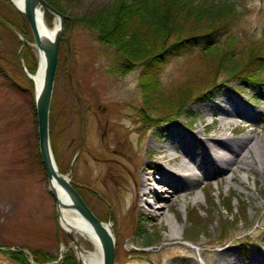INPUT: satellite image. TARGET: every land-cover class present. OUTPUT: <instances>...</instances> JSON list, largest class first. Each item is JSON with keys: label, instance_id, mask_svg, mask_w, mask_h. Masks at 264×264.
Masks as SVG:
<instances>
[{"label": "rangeland", "instance_id": "obj_1", "mask_svg": "<svg viewBox=\"0 0 264 264\" xmlns=\"http://www.w3.org/2000/svg\"><path fill=\"white\" fill-rule=\"evenodd\" d=\"M48 1L64 16L67 32L63 37H68L60 46L50 103L51 151L60 173L81 189L94 215L111 225L115 264H219L225 251L238 256L229 264H248L250 252L264 248V155L258 159L252 154L254 163L238 171L222 172V164L215 159L214 167L196 171L193 182L183 178L182 189L154 184L167 189L161 193L165 202L155 204L164 210L161 217L144 210L133 193L139 190L146 164H160L171 172L188 160L178 143L169 154V166L163 152L154 153L148 147L150 142L163 145L162 136L172 125L185 135L195 133L201 141L221 134L235 140L249 133L253 143L260 139L264 144V113L258 117L251 113L264 107V85L228 81V76L218 75L217 87L209 88L207 95L172 120V109H163L172 106L171 96L179 99L206 90L201 87L210 71L204 61L215 62L221 53H214L216 59L168 60L158 80L168 92L161 98L156 95L157 84L140 88L139 59H146L148 44L156 39L155 25L165 27L168 7L172 34L182 38L210 27L211 21L218 24L228 19L233 1L230 22L247 45L264 33V0ZM17 12L9 0H0V264H15L6 255L9 251L29 257L33 252L47 253L54 260L46 264H59L68 249L81 264L59 224L38 162L36 116L31 108L34 91L28 74L36 69L39 54L33 38L24 37V22ZM187 15L199 17L182 19ZM202 16L212 18L201 20ZM45 23L51 28L54 17L45 18ZM119 54L136 59L131 71L118 72L125 65ZM189 80L190 91L182 94ZM220 98L237 115H220L213 105ZM148 99L153 102L146 105ZM207 104L213 108L211 115L203 112ZM146 108L149 116L163 121L156 126L146 123ZM171 231L174 240L168 238ZM73 237L81 251L95 250L86 238ZM28 262L35 264L30 258Z\"/></svg>", "mask_w": 264, "mask_h": 264}, {"label": "bare ground", "instance_id": "obj_2", "mask_svg": "<svg viewBox=\"0 0 264 264\" xmlns=\"http://www.w3.org/2000/svg\"><path fill=\"white\" fill-rule=\"evenodd\" d=\"M9 1L17 11H20L24 7V0ZM45 11L47 10H44V12ZM44 12L39 11L37 14L38 31L43 37L53 38L59 28V19L57 17H54L48 11L54 17L53 26L49 28L45 23ZM44 72L45 60L42 55H38L37 67L33 73H29L31 82L33 83V90L36 94L39 93L43 86ZM213 105L217 109V111H219L220 115H237L233 106L228 105V103L225 102V100H223L222 98L218 99L217 102H215ZM212 111L213 108L211 105L207 104L203 107V112H205L206 115H211ZM251 113L254 117H258L264 113V107L259 110H254ZM157 118L158 117H153L154 120H156ZM220 121L221 123L225 124V119L221 118ZM212 123L206 124L205 127H210ZM235 128L236 126L234 127V129ZM261 128L264 129V126ZM130 132H134L133 128L130 129ZM162 138L164 139V141H162L163 145H158L154 142H150L148 147L154 149V153L163 152L165 155H169L173 150H175L174 147L175 145H177L176 143H178L183 149L184 157L188 160L179 163V166L175 167L174 171L171 172L167 171L160 164H146L145 168L142 170L140 183L138 185L139 190L138 192L137 190H134L133 198L137 201V203H139V200L142 204L139 205L155 217L164 216V210L162 206L155 208V204L157 202H165V199L163 198L164 196L161 193H166L167 189H158V187L154 184L162 185L170 190H177L178 188L182 189L184 183L183 178L187 179L189 182H193L198 174L196 171H203L206 166L214 167L215 164L213 160L215 159L222 164V172L231 171L233 168L238 171L242 168L248 169L250 164L254 163L252 154L258 159L260 158L259 156L264 155V144L262 143V141L260 139H257L256 142L253 143L254 138L249 135V133H245L242 137L235 140L227 139L221 134V136L217 138L210 137L205 141H201L196 138L195 133H192L191 135H185L178 130L177 125H172L171 127L167 128L166 133L162 136ZM170 160H172V157H170ZM56 168L59 172L57 165ZM229 179H234L233 172L231 173ZM52 186L56 190L58 197H60L61 202L69 203V201L65 199L61 187L55 181H52ZM148 198H150L151 200H147ZM59 214L60 215L58 221L62 230L70 231L72 235L76 234L83 238H86L88 241H90V243L93 244L95 248L94 251L88 252H84L79 249L80 252L78 253V258L80 260V263L102 264L100 244L89 224L79 215L76 210L69 206L62 208L60 207ZM166 220L169 224H172L169 217H166ZM106 227L109 231L112 232V227L110 224L106 223ZM112 236L114 238L113 232ZM168 238L170 240L176 239L172 231L170 232ZM250 253L251 254L248 257V264H264V248L256 250L254 249ZM229 256L230 254L227 251L221 253L219 256V264H229L232 262L234 263L236 260H238V256L235 254L231 255L230 257Z\"/></svg>", "mask_w": 264, "mask_h": 264}, {"label": "trees", "instance_id": "obj_3", "mask_svg": "<svg viewBox=\"0 0 264 264\" xmlns=\"http://www.w3.org/2000/svg\"><path fill=\"white\" fill-rule=\"evenodd\" d=\"M45 2L49 6L60 12V10H58L48 0H45ZM234 8H235V3L232 1V3H229V10H228L229 16H227L229 17L228 19L218 24L211 21L212 25L210 27L208 26L204 30H196L192 34L182 38L176 37L177 35L172 34V28H171V26H173V24L171 23L172 17H169L171 14L170 10L172 9H170L169 7L167 8V11H165L166 14L168 15V16L166 15L167 16L166 20L168 23L166 22V25H162L165 27L160 28L157 25H155L152 34L156 35V39L148 44V50L146 51V55H145L146 59L145 60L139 58L137 59L141 60L139 62L142 67L140 74V88L143 87V85L146 86L150 84H157L156 95L158 97H160V95L166 96V94H168V92L164 90L162 88V85H160V83L158 82L160 74L163 69L162 67L167 63L168 60H170L171 58L172 59L180 58V57L186 58L191 56H198L199 58L201 57V59L203 58L216 59L214 58L215 57L214 53H221L220 57H218L215 60V62L204 61V66H206L208 68V71H210L207 81L205 83L203 82L201 87V88L205 87V89L207 88L206 90L202 91L199 95L195 94V96L184 95L185 97L181 96L183 98L180 97L179 99H173L172 96L171 98L169 97L170 98L169 104L172 102V106L168 105L163 109L164 110L172 109V115H171L172 120L178 119L181 115H183L185 110L189 107V105L192 102L199 101L200 97L207 95L209 88L212 89L217 87L216 79L218 75L228 76L226 78L228 81H241L245 83L247 82L251 85H264V33L262 34L259 40L251 41L247 45H244L242 39L238 37L237 34L233 31V24H231L230 22V18L233 16L235 11ZM159 10L160 12L162 11V9ZM17 14L22 18L24 22V29L26 31L23 33L24 37L29 40H32V34L30 35L31 32L26 18L20 12H17ZM44 14H45V18L52 17V15L48 11H45ZM182 17L183 16H181V18ZM192 17L194 19H197L199 16L187 15L184 16L182 19L186 18V20H190L191 18L192 20ZM207 17L202 16V18L200 19L202 20L204 18L206 20L210 18ZM64 30L66 33L67 32L66 27ZM126 36L130 37L131 35L129 34ZM98 37L101 42H106L104 38H102L100 35H98ZM63 43L64 42H60V46ZM106 44L108 43L106 42ZM147 54L149 55L147 56ZM59 55H60V48H59ZM30 57L32 58V62H33L32 67H33L35 65V58L34 55H32V53ZM120 57L124 58L123 61L125 62V65L123 68H118V72L125 73L131 71L132 68L134 67V62L136 59L134 60V58L128 57L123 54H121ZM239 62H243V63H239ZM34 70L32 68L31 73H33ZM57 73H58V67L56 74ZM184 83H185L184 87H182L183 88L182 94L187 95V93L190 91L191 88L190 85L192 86V84H190V80L188 81V83L186 82ZM176 93H179V91ZM146 102H147L146 105H149L151 102H153V100L148 99V101ZM31 108L35 114L33 97L31 101ZM149 115H150V109L146 108L143 117L145 118V122L148 124L152 123L153 126H156L155 124L163 121L162 120L163 118H157L156 120H154L153 117ZM37 158L40 168L42 172L45 174L39 156V152H37ZM72 185L88 205L85 196L81 192V189L75 184ZM192 224H194V222ZM145 236L146 233L144 232L143 237ZM6 255L15 264H30L28 262L29 258L32 259V261L35 264H46L54 260L52 255L47 253L42 254L40 252H33L32 253L33 257L26 256L22 251H9L6 253ZM59 264H78L76 262L72 250L70 249L67 250V253L64 255L62 261Z\"/></svg>", "mask_w": 264, "mask_h": 264}, {"label": "water", "instance_id": "obj_4", "mask_svg": "<svg viewBox=\"0 0 264 264\" xmlns=\"http://www.w3.org/2000/svg\"><path fill=\"white\" fill-rule=\"evenodd\" d=\"M44 10L49 11L54 17L59 19V28L53 38L43 37L38 31L37 14L39 11L44 12ZM19 12L25 16L38 54L42 55L45 60L43 86L39 93L36 94L34 91V105L37 119L39 155L45 171L49 192L56 205L57 217L59 219L60 207L69 206L76 210L89 224L99 241L102 264H114L115 243L112 232L108 230L106 223L94 215L81 196L74 190L71 182L58 172L50 148L48 118L58 62L59 42L68 40V37H63L64 17L47 5L44 0H24V7ZM28 78L31 79L30 75H28ZM52 181H55L61 187L63 195L69 203L61 202L60 197H58L56 190L52 186ZM63 231L66 237L74 244L76 252L79 253V247L72 233Z\"/></svg>", "mask_w": 264, "mask_h": 264}]
</instances>
